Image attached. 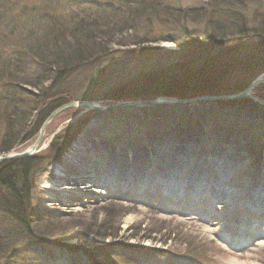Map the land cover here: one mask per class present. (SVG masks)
Wrapping results in <instances>:
<instances>
[{"label":"rangeland","instance_id":"374dc122","mask_svg":"<svg viewBox=\"0 0 264 264\" xmlns=\"http://www.w3.org/2000/svg\"><path fill=\"white\" fill-rule=\"evenodd\" d=\"M135 1L0 0V7L4 2L8 4L6 7L8 9L0 8V55L2 58H14L20 56L16 53L17 50L24 53L26 64L19 68V78L28 84H34L37 79L42 80L40 77L42 73L45 75L49 73L37 65L36 60H33L26 51L32 44H29L30 40L25 36L27 35L25 25L30 24L33 18L37 19L47 14L49 19L52 17V19L64 20L63 22L70 26L75 21L78 23L99 10L109 14L121 11L119 15L123 14V17L129 18L130 14H135L133 13L136 7ZM143 1L147 6L152 2V0ZM211 1L160 0L162 7L160 12L158 11L159 16L150 17L147 16L149 13L145 12L146 15L137 17L134 22L125 23V27H129V30L115 37V41L123 44L124 47L113 44L109 46L107 59L100 64L91 61L82 66L69 78L67 84H64L63 89L68 88L69 94L76 97H95L97 101L93 103L100 107H111L124 102L98 99L112 94L111 90L121 87V84L132 82L136 71L142 70L143 67L154 70L160 66V61L163 64L175 61L179 55L174 53L180 54V50L168 41L185 37L187 32L184 30L210 34L209 16L218 7L225 9V6L218 3L222 0L214 3ZM225 1L232 5L231 9L241 11L251 26L258 25L259 14L264 13V0ZM167 7L178 12L184 11V14L187 11H204L206 15L202 17L200 14L195 20L190 17L189 20L181 21L182 24L178 25L171 22L172 18L167 19L169 18L165 11ZM136 48L139 52H143L144 56H136L138 51L132 50ZM187 55L188 53H185L184 56ZM257 55L262 57V54ZM101 66H111L112 75L95 79L94 74L98 69L102 71ZM257 66L264 68V64L250 62L242 69L222 71L221 78L215 77L209 82L213 87L210 95H234L244 92L256 79H264V71H259ZM50 84L44 82L42 89H47ZM23 89L26 94L30 93L32 96L40 91L28 85ZM3 92L0 84V94ZM46 93L44 103H40V100L36 101L37 111L30 118L21 140L10 153L26 151L36 143L44 124L42 120L57 100L51 92ZM31 105L33 106V103ZM231 110L237 111L238 114H228ZM142 113L149 118L143 126H140L137 115ZM204 114L209 115L211 123L217 122V125L224 127L226 131L237 133L250 151L259 154L264 149V125L261 127L260 124V122L264 123V84L252 89L248 97L218 101L214 104H195L186 108L174 106L115 108L100 112L78 104L77 107L60 112L46 125L33 155L42 161L41 171L34 179L32 195L37 221L34 233L38 238L31 243L22 244V247H28L31 252L23 249L29 252V256L22 261H16V264H226L234 254L232 249L229 250L227 240L212 235L205 237L193 227L155 218V215L160 214L158 211L163 207L162 202L151 201L150 204L158 210L148 208L146 214H143L141 212L143 208L135 198H123L114 193L113 185L107 186L98 182L97 185L92 186L90 180L78 183L79 175L70 171L69 174L66 173L71 181L65 184L54 183L57 185L53 187L54 192H49L52 195L60 194L55 201L48 202L45 198L47 194L41 191L44 187H52L51 182L45 179L48 172L51 168L56 170L80 137L90 134L99 142L115 140L118 146L126 142L140 143L141 130L152 131L154 125H160L161 129L194 128ZM2 118H0V141L5 129ZM209 131L207 127L202 128L204 134ZM8 161L11 160L4 162ZM91 161L92 158L87 161L90 165V173L87 175L93 178L95 175ZM71 163L78 165L77 160H72ZM60 173L65 175V172ZM59 187H62L61 192L57 191ZM98 191L101 193L99 194ZM210 202L207 206V217L216 220V223L222 219L224 221L219 225L222 223L226 225L230 219L226 213L231 210V205L213 200ZM248 206L252 205L248 204ZM257 210L261 212L264 208ZM245 217L254 225L264 224V216L260 219L247 215ZM127 219H130L131 223L125 226ZM241 237V240L245 239L246 242L236 245L239 251H234L242 255L241 261L264 264V247L257 245L264 243V238L257 239L256 244L252 246L249 245L251 241L248 232L244 231ZM216 246L228 249L233 254L226 256L222 251H217ZM19 249L23 254L22 248Z\"/></svg>","mask_w":264,"mask_h":264},{"label":"trees","instance_id":"16d2710c","mask_svg":"<svg viewBox=\"0 0 264 264\" xmlns=\"http://www.w3.org/2000/svg\"><path fill=\"white\" fill-rule=\"evenodd\" d=\"M5 2L0 8L8 9ZM218 3L225 6V9L218 7L209 16L210 34L184 30L187 32L185 37L168 41L180 50V54L174 53L179 55L175 61L163 64L159 60L160 66L154 70L143 67L136 71L132 82L121 84V87L111 90L112 94L98 100L137 101L160 96L184 99L207 95L213 89L209 82L215 77L221 78L222 71L242 69L250 62L264 64V13L259 14L258 25L251 26L246 16L239 10L231 9L232 5L227 1ZM135 5V14L128 15L129 18L119 15L121 11L109 14L98 9L97 13H92L78 23L75 21L71 26L65 24L64 20L52 17L49 19L47 14L33 18L30 24L25 25V36L30 40L29 44H32L26 51L49 75L42 73V80L39 78L34 84H28L19 78V68L26 64L24 53L19 50L16 52L15 49L14 52L20 56L2 58L0 55V84L4 90L0 94V116L3 117L5 125L0 141V155L10 153L21 140L30 118L37 111L36 101L44 103L46 92L54 94L57 100L51 105L42 122L56 109L70 102L97 101V98L91 96L76 97L69 94L68 88L64 90L63 87L88 62L95 61L100 64L107 59L109 54L106 53L112 44L124 47L115 41V37L129 30L125 23L134 22L137 17L146 15L145 12L150 17L159 16L158 11L162 7L160 0H152L150 6L143 0H136ZM165 11L169 17L167 19L172 18L171 22L178 25L190 17L195 20L200 14L202 17L206 15L204 11L197 10L184 14V11L178 12L169 7ZM137 49L132 50L138 51L136 56L141 57L144 53ZM185 53L188 55L184 56ZM257 54H262V57ZM110 67L104 66L102 71L98 69L94 74L95 79L112 75ZM257 67L259 71H264V68ZM44 82L51 83L45 90L42 89ZM25 85L40 91L33 96L26 94L23 89ZM41 166L42 161L38 157L0 164V264H16V261L26 259L31 251L26 246L22 247V244L31 243L38 238L34 233L37 221L32 195L34 179L41 171ZM19 248L29 252L23 250L21 254Z\"/></svg>","mask_w":264,"mask_h":264},{"label":"bare ground","instance_id":"6f19581e","mask_svg":"<svg viewBox=\"0 0 264 264\" xmlns=\"http://www.w3.org/2000/svg\"><path fill=\"white\" fill-rule=\"evenodd\" d=\"M228 114L238 113L231 110ZM208 116L204 114L194 128L161 129L160 125H154L152 131L141 130L140 143L126 142L118 146L115 140L99 142L90 134L80 137L56 170L51 168L48 172L45 179L52 187L41 191L47 194L48 202L55 201L60 194L49 192H54L53 187L57 186L54 183L71 181L69 171L79 175L78 183L90 180L92 186L98 182L111 184L114 193L123 198H135L143 214L148 208L158 210L151 201L162 202L160 214L155 218L193 227L205 237L212 235L227 240L234 254L216 246L217 251L226 256L233 254L226 264H255L241 261L242 255L234 251H239L236 245L246 242L241 240L244 231L248 232L249 245L264 238V224L254 225L245 217L260 219L264 216V210H257L264 208V149L259 154L250 151L237 133L226 131L217 122L211 123ZM137 117L140 126L149 118L145 113ZM260 124L263 127L264 123ZM204 127L210 129L206 134L202 132ZM90 158L93 178L87 175ZM72 160H77L78 165H73ZM60 188L57 191L61 192ZM211 200L231 205L226 213L230 217L226 225H219L222 219L216 223L207 217ZM240 205L243 207H238ZM130 221L127 219L125 226ZM257 245L264 247V243Z\"/></svg>","mask_w":264,"mask_h":264},{"label":"water","instance_id":"95a60500","mask_svg":"<svg viewBox=\"0 0 264 264\" xmlns=\"http://www.w3.org/2000/svg\"><path fill=\"white\" fill-rule=\"evenodd\" d=\"M264 84L263 78H258L255 81H253L248 88L240 93V94H234V95H201V96H195L190 98H175V97H158V98H152V99H144V100H137V101H129V102H120L118 104H115L111 107H100L93 102H70L66 105L61 106L60 108L56 109L44 122L41 131L39 133V137L36 141V143L29 148L26 151L20 152V153H9V154H3L0 155V163L7 161V160H20L25 158H30L34 155L36 152L37 144L42 139L44 130L46 128V125L49 121H51L55 116H57L60 112L77 107L78 104H83L87 106L88 108L96 109L100 112L108 111L109 109H115V108H144V107H164V106H174L178 108H186L188 106H192L195 104H214L218 101H224V100H232L235 98H244L248 97L249 93L252 89H254L256 86Z\"/></svg>","mask_w":264,"mask_h":264}]
</instances>
